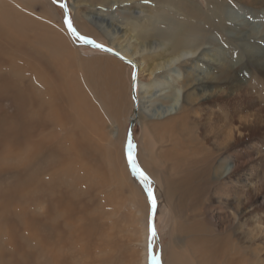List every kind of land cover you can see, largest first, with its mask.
<instances>
[{"label": "rangeland", "instance_id": "obj_1", "mask_svg": "<svg viewBox=\"0 0 264 264\" xmlns=\"http://www.w3.org/2000/svg\"><path fill=\"white\" fill-rule=\"evenodd\" d=\"M75 1L0 0V264H46L49 259H52L49 264L53 261L56 264H140L143 258L141 224L148 217L149 206L142 187L128 171L124 153L128 117L134 112L131 81L133 76L136 78V68L131 62L120 61L125 67L117 65L120 106L115 115L114 103L108 102V109L103 107L84 80L87 62L102 64L109 56L67 37L70 33L64 26L65 15L59 4H66L67 17L79 35L108 49V39L94 26L86 23L94 35L82 34L78 31L81 22H75L77 9L82 13L85 7L88 14L93 12L101 17L105 13L99 12L95 4L92 7L75 5ZM251 1L244 0L241 4L238 0H225L229 28L221 36L212 35L224 57L241 65L246 64L250 51L255 54L264 49V15L252 8L262 6V0ZM193 2L206 8V0ZM113 9L116 8L111 12ZM256 31L259 33L251 36ZM236 73L251 75L243 76L241 88L256 77L245 68L237 69ZM79 88L84 89L90 106L89 124L77 108ZM104 89L108 96L115 93L107 84ZM241 94L234 105L231 103V107H236L233 115L242 121L254 118L264 121V106L257 93L244 90ZM227 109L228 106H223L220 110ZM153 123L140 117L132 129L136 159L141 168V149L148 141L143 125L147 124L155 142L159 138L152 129ZM96 129L100 135L94 133ZM243 133L248 134L247 140L225 152L215 153L209 158V164L206 161L209 171L199 156L190 158L193 161L186 164L183 175L173 171L169 164L166 170L161 168L163 179L171 184L169 196L164 192L162 203L157 198L154 217L158 236L153 251L160 254L161 264H167L172 249L179 250L194 237L207 239L208 244L215 242L213 245L220 249L213 251L210 246L208 257L203 254V264H226L237 254L253 249L264 254V131L251 136L244 130ZM177 136L173 134L172 142ZM195 137L199 139L196 134ZM115 172L128 176L125 186L114 181ZM184 175L187 177L179 180ZM187 188L191 194H186ZM243 203L247 206L241 213L245 214H235L233 208ZM169 210L173 213L170 224L165 219ZM62 211H67V216ZM253 212L255 216L248 217ZM64 219H68L66 223ZM49 231H55L61 241L55 238L51 241ZM250 256L246 258L247 264L258 263L253 252ZM261 259L264 264V258Z\"/></svg>", "mask_w": 264, "mask_h": 264}, {"label": "bare ground", "instance_id": "obj_2", "mask_svg": "<svg viewBox=\"0 0 264 264\" xmlns=\"http://www.w3.org/2000/svg\"><path fill=\"white\" fill-rule=\"evenodd\" d=\"M238 1L242 4L244 0ZM75 2V5L89 4L91 7L95 4V6L99 8V12L105 13V15L101 17L99 14L93 12L88 14L89 11H86L85 7L82 13L77 9L75 22H81V24L78 25V31L82 34L90 33L94 35V33L90 32V29L86 27V23L87 25L91 24L94 26V28L98 30V33L100 32L102 34L103 38L105 37L108 39L110 44L108 49L116 54L110 55L103 51L105 53L104 55L109 56V58L103 60L105 63L87 62L84 72L86 73V76L84 74V80L87 86L97 94L102 106L108 109L107 103H114L117 109L116 113L114 112L115 115L120 106L117 99L120 87L118 70L121 66L125 67L120 64V61L126 59L136 68V78L131 81L133 110L136 112H133L132 116L128 117V122L129 124L130 122L135 124L140 120V117L147 119V121H152V123L156 121L151 125L153 131L159 137L157 142L149 135L148 127H146L147 124L143 125L144 131L146 135H148V141L141 149V162L142 169L152 180L155 196L161 199V203L163 201L164 192L169 196L171 191L170 182H166L163 179L164 172H160L162 171V167L165 169L167 168V164H169V167H171L173 171L177 173L180 172L183 175L182 172L185 170L186 164L193 161H190V158L199 156L200 161L205 164V170L209 171L207 167V164H209L208 160L214 156L215 153L225 152L228 148H234V144L247 140L248 134H242L243 130L250 133V136L256 132L264 131V121L259 118H254L252 121L248 119L242 121L240 118L238 119L233 115L235 114L234 110H236V107L231 106L236 103L244 90L257 93L259 102L264 106V49H260L255 54H252L250 51L247 56L246 64L243 65L238 64V62H232V59L228 60L220 50H218L219 48L216 46L212 35L218 33V35L221 36V34L229 28L225 19V12L228 8L225 0H206V8L194 3L193 0H76ZM261 3L263 6L264 0H262ZM262 6L252 8L259 9L262 11V15H264V8H262ZM113 7L116 9H113L114 11L111 12ZM163 11H168L169 14L166 16ZM162 18L164 19L162 20ZM82 23L85 24V27ZM115 24H117V26ZM262 31L263 30H261V33ZM258 33L259 31H256V34H252L251 36H256ZM70 35H67V37L71 41L74 40L75 37ZM234 37L235 36H232V38ZM262 37L264 38V34ZM234 39L239 38L235 37ZM60 44H62V42ZM206 45H210V48H206ZM208 49H210V51H208ZM242 68L249 70L254 73V76L260 78L254 77L244 88H241L243 76L251 77L248 73H245V75L243 74V76H239V74L236 73L237 69L240 70ZM145 76L147 78L144 79L143 77ZM104 81L106 83H104ZM106 84L111 86L112 92L115 90V93L111 94V96H108L104 89ZM239 85L241 87H239ZM134 87L135 89L133 91ZM83 90L79 88L76 93L77 98H79V107L77 108L81 109V112L80 110L79 112L83 120H85L86 124H89V122L92 121L89 120L87 114L90 106L86 103L87 98ZM158 102L160 106H158ZM223 106H228V109L220 110ZM94 117L96 119L98 118L97 113ZM198 131H200V136H198ZM94 133H99L100 135V131L98 132V130ZM174 133L178 135V138L172 142L171 137ZM89 134L90 136L93 135L92 133ZM115 134L116 132H114L112 136ZM195 134L199 139H196ZM78 137L79 136H77V138ZM92 137L93 136L90 138ZM184 137H186V140L183 139ZM84 138L85 137H83V139ZM86 139L88 141V138ZM96 139L97 138H95V140ZM124 143L121 142V145ZM195 144H198L199 147H196ZM52 154H49V156L55 157V152V155ZM233 156L235 157V154ZM46 157H48V154ZM50 160L48 159V161ZM206 161L208 162L207 164ZM58 163L60 162L58 161ZM89 165L88 163V166ZM224 169L223 166L220 174L221 176L224 173ZM112 170L114 172V169ZM233 172L234 170L229 174ZM184 177L187 176H181L179 180H183ZM113 178L119 186L125 184V180H128V176L122 175L121 172H115ZM186 194H191L189 188H187ZM246 203L248 204L250 201H246ZM70 206H72V204ZM245 206H247L245 203L241 205L238 204L233 208V212L235 214L238 212L241 213ZM165 207L167 208L168 205ZM62 212L67 214V211ZM172 214V211L169 210L166 215L165 219L169 222L168 224H170L169 218H172ZM241 214L244 215L245 213ZM58 215L59 214H57V216ZM49 216H51V214H49ZM254 216L255 214L253 212L249 214L248 217ZM52 217L48 218L52 219ZM64 220V223H66L68 219ZM245 221H247V218H245ZM146 224L147 216L144 224H141L143 225L141 230V243L143 245L141 250L143 249V258H140V264H147ZM251 224L253 223H250V225ZM53 226L55 228V225ZM57 231L58 230H56V232ZM53 238L58 240L55 231L50 233V240L52 241ZM64 240L66 241V239ZM46 242H48V240ZM213 243L215 242H211V244L209 242L208 244L207 239L194 237L190 241L184 242V245L178 248L179 250L170 248L172 252L170 251L167 264H203L201 263L204 260L203 254L208 257L211 253V248L213 251L220 250L218 246L213 245ZM54 245L57 246V242ZM66 246L68 245L66 244ZM68 247H70V245ZM46 251L48 252V250ZM64 252L65 250L63 251V255ZM251 252L256 256V260L258 261L256 264H263L261 258H264V254L255 249L244 254H237L236 258L228 260L226 264H247L246 258L251 257ZM60 255L62 254L60 253ZM209 259H212V257H209ZM51 260H48L49 263ZM63 261H65L64 258ZM63 261L61 260L59 262ZM53 264L56 263L53 261ZM61 264H64V262Z\"/></svg>", "mask_w": 264, "mask_h": 264}, {"label": "snow or ice", "instance_id": "obj_3", "mask_svg": "<svg viewBox=\"0 0 264 264\" xmlns=\"http://www.w3.org/2000/svg\"><path fill=\"white\" fill-rule=\"evenodd\" d=\"M53 3H57V0H53ZM61 8L66 10L67 6L64 3L59 5ZM65 24L67 25V29L69 33L75 37L76 39L82 41L85 44H92L96 48H101L102 46L99 44H95L94 41L79 35L76 29L72 26L70 18L65 17ZM107 50V49H105ZM135 80V76L132 77ZM125 154L127 157V162L131 173L135 176L140 184L142 185L144 192L146 194L147 204L149 206V213L147 217V264H161L160 254L158 252L153 251V246L157 240V230L154 223V217L157 212V198L155 196L154 186L151 178L147 175V173L139 166L136 159V145L132 140V133H128V137L125 143Z\"/></svg>", "mask_w": 264, "mask_h": 264}, {"label": "water", "instance_id": "obj_4", "mask_svg": "<svg viewBox=\"0 0 264 264\" xmlns=\"http://www.w3.org/2000/svg\"><path fill=\"white\" fill-rule=\"evenodd\" d=\"M60 5V4H59ZM63 9V11H64V15H65V17L67 16V9L65 10L64 8H62ZM65 27H66V29H67V25L65 24ZM68 30V29H67ZM87 38V37H86ZM76 39V38H75ZM88 39H90V38H88ZM78 40V39H77ZM90 40H92V39H90ZM79 42H81V43H83L82 41H80V40H78ZM93 41V40H92ZM94 43L95 44H97L95 41H94ZM83 44H85V43H83ZM85 45H87V46H89V47H91V48H93V49H95V50H99V51H104V52H107V53H109L110 55H116L115 53H113V52H111L109 49H107V48H105V47H101V48H96V47H94L92 44H85ZM105 49H107V50H105ZM123 61H126L127 63H129V61H127L126 59H122ZM136 111L134 110V113H135ZM133 126H134V123L133 122H130V124H129V126H128V129H127V134H126V140H127V137H128V133L129 132H131L132 133V129H133ZM125 143H126V141H125ZM125 158H126V162H127V157H126V154H125ZM127 165H128V162H127ZM128 169H129V171L131 172V170H130V168H129V165H128ZM132 174V173H131ZM135 177V176H134ZM136 178V177H135ZM136 180H138L137 178H136ZM138 183L140 184V182L138 181ZM140 186L142 187V185L140 184ZM142 189H143V187H142ZM143 191H144V189H143ZM145 193V192H144ZM146 195V194H145Z\"/></svg>", "mask_w": 264, "mask_h": 264}]
</instances>
